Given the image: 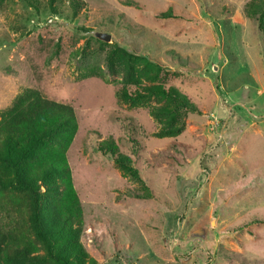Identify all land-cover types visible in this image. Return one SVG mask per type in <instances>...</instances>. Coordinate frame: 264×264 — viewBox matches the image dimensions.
Masks as SVG:
<instances>
[{
  "label": "rangeland",
  "instance_id": "rangeland-1",
  "mask_svg": "<svg viewBox=\"0 0 264 264\" xmlns=\"http://www.w3.org/2000/svg\"><path fill=\"white\" fill-rule=\"evenodd\" d=\"M248 1L82 0L75 15L72 0H55L58 14L49 0L37 9L22 0L0 8V111L26 88L74 108L78 130L67 159L82 227L101 238L104 255L90 236L83 240L99 264H264V34ZM168 9L173 15L160 17ZM117 45L152 61L145 77L142 58L118 52L110 62ZM87 69L104 77H80ZM163 83L197 108L182 123L156 114L173 108L162 95L117 98L124 85ZM101 140L129 155L140 178L99 151ZM172 140L201 150L181 165L154 159ZM147 187L153 197L136 196Z\"/></svg>",
  "mask_w": 264,
  "mask_h": 264
},
{
  "label": "trees",
  "instance_id": "trees-1",
  "mask_svg": "<svg viewBox=\"0 0 264 264\" xmlns=\"http://www.w3.org/2000/svg\"><path fill=\"white\" fill-rule=\"evenodd\" d=\"M8 1L0 0V8ZM22 1L38 8L39 0ZM54 1L49 0V9L58 14L60 12ZM82 4V0H72L74 15ZM247 10L256 18L258 29L264 34V0H249ZM172 15V9L160 13V17ZM92 37L106 43L101 34ZM88 47L89 40H86L80 48L81 58L88 56ZM118 52H123V56L132 62L142 58L146 67L142 68L139 76L145 77L152 61L117 45L110 54L111 63ZM85 71L80 77L104 75L99 69ZM159 71H162L160 64L152 77L155 78ZM132 80L138 84L137 78ZM130 89L122 86L116 92L117 98L135 101L144 95L143 91L162 95L172 103L173 108H159L156 114H167L170 119L176 117L180 123L188 111L197 110L184 93L176 87H166L164 83L141 86L142 90ZM125 121L129 141L137 143L132 138L135 131L133 119L127 117ZM77 130L78 122L72 105L49 99L35 88L24 89L8 108L0 111V264H99L96 258L89 255L83 240L90 236L91 247L97 249V254L104 255L101 238L95 230L87 234L82 227L80 200L67 159V151ZM98 149L105 155H111L124 175L140 178L134 160L120 152L114 141L101 140ZM134 149L136 153L138 148ZM200 150V146L172 140L167 147L152 152V156L154 159H170L171 164L181 165L186 158H195ZM136 196L151 198L153 193L147 187L145 193ZM110 233L114 238V247H117L115 232L111 230Z\"/></svg>",
  "mask_w": 264,
  "mask_h": 264
},
{
  "label": "water",
  "instance_id": "water-1",
  "mask_svg": "<svg viewBox=\"0 0 264 264\" xmlns=\"http://www.w3.org/2000/svg\"><path fill=\"white\" fill-rule=\"evenodd\" d=\"M104 37H105V39H108L109 36L108 35H105Z\"/></svg>",
  "mask_w": 264,
  "mask_h": 264
}]
</instances>
